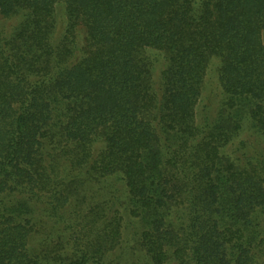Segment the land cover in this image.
<instances>
[{"label":"trees","instance_id":"obj_1","mask_svg":"<svg viewBox=\"0 0 264 264\" xmlns=\"http://www.w3.org/2000/svg\"><path fill=\"white\" fill-rule=\"evenodd\" d=\"M17 14L0 28V264H264V0H0ZM109 177L136 224L84 194Z\"/></svg>","mask_w":264,"mask_h":264},{"label":"rangeland","instance_id":"obj_2","mask_svg":"<svg viewBox=\"0 0 264 264\" xmlns=\"http://www.w3.org/2000/svg\"><path fill=\"white\" fill-rule=\"evenodd\" d=\"M21 14H17L11 17H1L0 16V28L4 29L7 33H10L14 30L15 26L20 21ZM53 19L55 22V35H59L60 39L63 37L64 34H62V31H64V23L66 22L64 11L62 4H59L55 7L53 11ZM61 19H65V21L61 25ZM61 30V33H60ZM263 42H264V34L262 35ZM69 39L72 41V45L74 47V54L75 56L79 57L84 55L89 49V43L87 41L85 29L81 24L76 25L72 28V33L69 36ZM88 47V48H87ZM145 56H149L150 59L154 60L153 68H152V76L153 81H157L158 72L160 69L165 67V60H163L162 55L159 51L154 49H147L144 52ZM217 70H218V61L213 60L207 70L205 75V83L203 85V94H202V101H204L205 104H207V100L205 98L206 93L208 94L210 90L214 89V87L217 84ZM217 91V90H215ZM222 100V96L218 95V93L214 94V96L210 100V108L215 109L217 106H220V102ZM248 134V133H247ZM96 146L102 147L103 143L100 141H96L94 143ZM99 181V182H98ZM98 181L94 180H85V184L83 185L84 188V194L85 195H96L99 196L102 202L105 204H109L110 201H114L116 204L113 206L112 209H118L119 215L122 217V223L124 226H130L132 222L134 223V218H131L127 214V208H126V189L124 187V184L122 181L117 178H101L98 179ZM84 183V181H83ZM126 209V210H125ZM136 224V222H135ZM126 227L124 232L126 233L129 229ZM43 227H39L38 232L32 233V237L30 238V241H40L41 237L43 236Z\"/></svg>","mask_w":264,"mask_h":264}]
</instances>
